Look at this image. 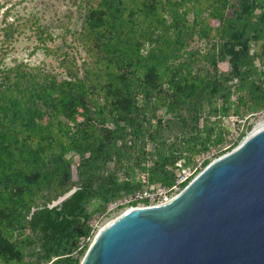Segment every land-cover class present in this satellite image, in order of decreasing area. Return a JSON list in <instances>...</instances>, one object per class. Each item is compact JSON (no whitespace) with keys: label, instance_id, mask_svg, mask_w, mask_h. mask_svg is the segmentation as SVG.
I'll list each match as a JSON object with an SVG mask.
<instances>
[{"label":"trees","instance_id":"obj_1","mask_svg":"<svg viewBox=\"0 0 264 264\" xmlns=\"http://www.w3.org/2000/svg\"><path fill=\"white\" fill-rule=\"evenodd\" d=\"M70 1L2 16L0 264H79L110 203L202 170L264 109V0ZM27 29L53 66L5 61Z\"/></svg>","mask_w":264,"mask_h":264},{"label":"water","instance_id":"obj_2","mask_svg":"<svg viewBox=\"0 0 264 264\" xmlns=\"http://www.w3.org/2000/svg\"><path fill=\"white\" fill-rule=\"evenodd\" d=\"M254 125L168 202L105 223L79 264H264V123Z\"/></svg>","mask_w":264,"mask_h":264},{"label":"rangeland","instance_id":"obj_3","mask_svg":"<svg viewBox=\"0 0 264 264\" xmlns=\"http://www.w3.org/2000/svg\"><path fill=\"white\" fill-rule=\"evenodd\" d=\"M70 6H71L70 0H0V24L4 10L6 8L10 9L8 20H12L18 15L24 17L35 16L38 17L40 21L45 22L46 24H50V22L60 23L62 21L69 20L67 13H68V8ZM35 43L36 40L33 37H30L29 30L27 29L25 33L21 34L13 42L7 55L5 56V61L11 63L14 60H23L29 62L30 64L40 63V64H44L45 66L48 65L53 66L55 64L54 59L51 56H47L43 52V50L35 49ZM263 119L264 117L262 118L255 117L250 119V121L252 122V126H253L258 121H261ZM231 127L233 128L234 134H236L237 130L235 132L234 124H231ZM213 159L214 158H212L211 161ZM75 178L76 176L74 175V179ZM64 197L65 196L55 201L53 205L59 204L60 201L64 199ZM123 210L124 209L117 210L115 212H111L106 217L95 219L96 222H92V223L97 224V229L95 230L93 236L91 237L90 242L92 241L98 229H100L105 223H107L111 219L118 216Z\"/></svg>","mask_w":264,"mask_h":264},{"label":"built area","instance_id":"obj_4","mask_svg":"<svg viewBox=\"0 0 264 264\" xmlns=\"http://www.w3.org/2000/svg\"><path fill=\"white\" fill-rule=\"evenodd\" d=\"M256 117H264V109L257 112ZM201 162H198V166ZM179 166L180 162L177 163ZM196 166L193 169L182 168L178 173L175 183L170 187H162L159 185H149L136 191L135 193L110 203L106 213L110 214L117 210L124 209L122 212L135 207H147L166 203L175 197L181 190L196 176L199 171H196ZM184 184V185H183ZM133 202L135 203L133 205ZM121 212V213H122ZM120 213V214H121ZM100 219V218H99ZM96 222V220L94 221ZM93 231L97 229V224L92 223Z\"/></svg>","mask_w":264,"mask_h":264},{"label":"bare ground","instance_id":"obj_5","mask_svg":"<svg viewBox=\"0 0 264 264\" xmlns=\"http://www.w3.org/2000/svg\"><path fill=\"white\" fill-rule=\"evenodd\" d=\"M263 123H264V119L261 120V121H258V122L254 125V128L257 127V126L260 125V124H263ZM254 128H253V129H254Z\"/></svg>","mask_w":264,"mask_h":264}]
</instances>
